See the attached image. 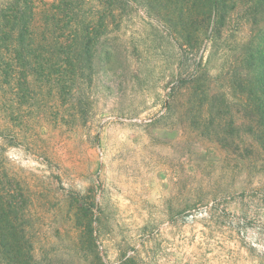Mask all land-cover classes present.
Here are the masks:
<instances>
[{
  "label": "rangeland",
  "instance_id": "obj_1",
  "mask_svg": "<svg viewBox=\"0 0 264 264\" xmlns=\"http://www.w3.org/2000/svg\"><path fill=\"white\" fill-rule=\"evenodd\" d=\"M80 2L70 24L37 14L24 62L0 49V190L27 264H264L246 91L264 0Z\"/></svg>",
  "mask_w": 264,
  "mask_h": 264
},
{
  "label": "trees",
  "instance_id": "obj_2",
  "mask_svg": "<svg viewBox=\"0 0 264 264\" xmlns=\"http://www.w3.org/2000/svg\"><path fill=\"white\" fill-rule=\"evenodd\" d=\"M81 0H52L51 2L35 0H16L11 3L5 13L0 12V49L7 51L13 47L16 60L25 61V50L29 47L34 33L36 16L39 14L47 23L49 20H59V23L68 22L83 6ZM224 0H211V10L219 8ZM61 30V28H60ZM246 80V91L249 95V107L255 133L262 141L264 148V55L259 58V64H252ZM0 78L7 76V69ZM242 85V81L240 82ZM15 202L0 190V264H27L22 231L14 222L16 212Z\"/></svg>",
  "mask_w": 264,
  "mask_h": 264
}]
</instances>
